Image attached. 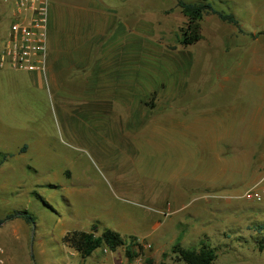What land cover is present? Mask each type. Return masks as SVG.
<instances>
[{
  "label": "rangeland",
  "instance_id": "rangeland-1",
  "mask_svg": "<svg viewBox=\"0 0 264 264\" xmlns=\"http://www.w3.org/2000/svg\"><path fill=\"white\" fill-rule=\"evenodd\" d=\"M97 1L127 25L143 20L130 31L165 50L145 56L138 75L156 93L136 102L90 91L81 71L65 73L59 90L40 88L32 73L0 67V162L11 155L0 167L5 264H186L171 253L181 233L185 248H216L214 264H264V203L244 198L264 172L255 121L264 110V0H208L246 33L206 14L203 39L188 47L179 0ZM9 6L0 0V50ZM166 84L170 101L160 98ZM213 119L224 137L209 136ZM16 210L34 224L7 221ZM94 220L96 235L112 229L142 248L131 244V258L126 247L103 246L84 258L63 239L91 232Z\"/></svg>",
  "mask_w": 264,
  "mask_h": 264
},
{
  "label": "crops",
  "instance_id": "crops-1",
  "mask_svg": "<svg viewBox=\"0 0 264 264\" xmlns=\"http://www.w3.org/2000/svg\"><path fill=\"white\" fill-rule=\"evenodd\" d=\"M117 9L112 5L104 6L97 0H51L47 68L45 73L31 74L36 85L40 88L59 90L65 73L74 74L81 71L90 91L104 88L105 91H110L112 96L119 92L126 97L131 96L136 102L143 98L146 92L156 93L154 89L142 90V82L138 75L142 69L145 70L146 64H150L142 61L145 56L159 58V54L165 50H158L152 45L153 41H146L144 36L130 31L131 27L139 26L143 20L127 25L119 15H111ZM237 47L240 50V45ZM162 90L160 98L170 101L174 92L173 90L171 94V85H163ZM135 105L142 109L144 103ZM260 109L258 116L255 117L258 138L264 136V117L260 116L264 110ZM135 119L132 118L131 122L134 123ZM206 129L209 136L225 135L223 127L219 126V119L208 122ZM244 133L246 134V131ZM238 137L245 139L247 135L240 133ZM260 162L262 159H259L258 163ZM220 171L223 179L224 168ZM95 224L96 220L89 228H93ZM159 227L161 226L158 225L156 229Z\"/></svg>",
  "mask_w": 264,
  "mask_h": 264
},
{
  "label": "trees",
  "instance_id": "trees-1",
  "mask_svg": "<svg viewBox=\"0 0 264 264\" xmlns=\"http://www.w3.org/2000/svg\"><path fill=\"white\" fill-rule=\"evenodd\" d=\"M178 6L182 9L183 14L187 17V25L183 31L182 44L185 47L194 45L202 40V21L206 14L216 15L222 22L234 25L237 27L240 33H244L245 30L241 27V24L233 13H226L225 11L215 9L208 0H199L198 2H185L183 0L178 1ZM2 164L11 155L4 154ZM21 218L28 224H34L35 220L33 216L27 211H14L6 216V219L13 220ZM5 219H0V226L3 225ZM97 224L93 225L91 232L87 231H73L64 236V242L71 249L78 252L84 258L90 257L97 249L106 246L110 251L115 252L121 247H126L129 257L136 255L135 251H130V246L142 248V245L137 243V238L131 236L129 239L121 236L120 233L112 229H105L101 235H96ZM258 230L264 231V225L259 226ZM183 235H179L174 243L171 253L175 255L176 262H184L186 264H214L218 258L216 248H213L209 243L203 242L200 249L185 248L182 245ZM260 251H264V244L260 243ZM167 256V254L165 255Z\"/></svg>",
  "mask_w": 264,
  "mask_h": 264
},
{
  "label": "built area",
  "instance_id": "built-area-1",
  "mask_svg": "<svg viewBox=\"0 0 264 264\" xmlns=\"http://www.w3.org/2000/svg\"><path fill=\"white\" fill-rule=\"evenodd\" d=\"M4 1L10 5L11 15L0 50V67L28 73H45L48 62L50 0ZM244 198L264 203V174L246 191ZM3 254L4 249L0 246V264H5Z\"/></svg>",
  "mask_w": 264,
  "mask_h": 264
}]
</instances>
